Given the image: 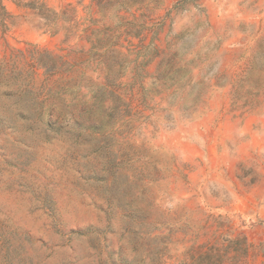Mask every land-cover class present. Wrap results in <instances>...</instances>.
<instances>
[{
    "label": "rangeland",
    "instance_id": "rangeland-1",
    "mask_svg": "<svg viewBox=\"0 0 264 264\" xmlns=\"http://www.w3.org/2000/svg\"><path fill=\"white\" fill-rule=\"evenodd\" d=\"M0 264H264V0H0Z\"/></svg>",
    "mask_w": 264,
    "mask_h": 264
},
{
    "label": "water",
    "instance_id": "water-1",
    "mask_svg": "<svg viewBox=\"0 0 264 264\" xmlns=\"http://www.w3.org/2000/svg\"><path fill=\"white\" fill-rule=\"evenodd\" d=\"M36 16H39L38 14H36ZM40 17V16H39Z\"/></svg>",
    "mask_w": 264,
    "mask_h": 264
}]
</instances>
